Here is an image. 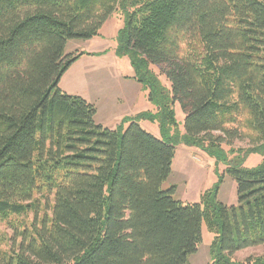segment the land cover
I'll return each mask as SVG.
<instances>
[{
  "label": "trees",
  "instance_id": "1",
  "mask_svg": "<svg viewBox=\"0 0 264 264\" xmlns=\"http://www.w3.org/2000/svg\"><path fill=\"white\" fill-rule=\"evenodd\" d=\"M119 9L113 51L137 70L159 66L185 113L182 139L144 130L148 110L123 131L104 126L92 103L58 86L84 54H66L67 42L99 36ZM161 101L171 125L170 101ZM226 137L264 151V0H0V218L34 213L13 228L18 242L0 245V264H190L202 223L214 234V264H264V255L231 258L264 245V159L225 169L239 216L218 199L224 174L199 202L162 189L174 143L215 156ZM35 194L50 216L37 217Z\"/></svg>",
  "mask_w": 264,
  "mask_h": 264
},
{
  "label": "rangeland",
  "instance_id": "2",
  "mask_svg": "<svg viewBox=\"0 0 264 264\" xmlns=\"http://www.w3.org/2000/svg\"><path fill=\"white\" fill-rule=\"evenodd\" d=\"M125 25V14L120 9L115 11L101 26L100 35L90 39H72L67 42L65 53L77 51H99L98 55L82 54L63 73L59 87L69 93L79 94L92 102L97 113L94 120L101 121L110 128L125 130L133 115L142 111H150L151 116L138 120L139 125L146 131L160 139L181 138L184 134L185 113L178 102L171 101L170 82L157 64H145L139 70L130 64L126 56H118L113 51L116 37ZM121 73L120 78L117 77ZM124 76V77H123ZM136 78L145 79V85L136 81ZM158 88L157 97L150 99L152 88ZM174 115V123L163 126L161 104L168 101ZM162 130V131H161ZM215 135L220 134L215 132ZM180 139V140H181ZM171 172L162 183V189L175 185L174 198L182 202H199L202 193L213 190L224 174L218 191V199L228 206H235L239 216L236 184L226 173L228 165L242 164L246 167H256L264 159V151L244 152L254 146L247 138H224L220 145L218 155L212 156L202 147L177 142ZM241 150V151H239ZM52 194L49 203H52ZM39 202L37 217L44 212L50 216L51 209L45 208L44 198L41 194L34 195ZM34 219V213L29 211L23 216H9L0 218V245L4 249L20 237L13 228L29 225ZM201 240L197 251L190 255V264H214L210 255V245L214 234L210 232L205 223L200 230ZM264 255V245H254L235 251L232 260H245Z\"/></svg>",
  "mask_w": 264,
  "mask_h": 264
},
{
  "label": "crops",
  "instance_id": "3",
  "mask_svg": "<svg viewBox=\"0 0 264 264\" xmlns=\"http://www.w3.org/2000/svg\"><path fill=\"white\" fill-rule=\"evenodd\" d=\"M67 45V44H66ZM77 52H84V53H86L87 55H98L100 52L99 51H77ZM81 57H83V56H81ZM80 58V57H79ZM78 58V59H79ZM71 66V65H70ZM117 77L118 78H120V77H122L121 76V73L120 74H118L117 75ZM124 77V76H123ZM60 80H61V78H60ZM60 80H59V82H60ZM58 86H59V83H58ZM60 88V87H59ZM61 89V88H60ZM62 90V89H61ZM62 91H64V90H62ZM64 92H66V91H64ZM66 93H68V94H73V95H79V94H74V93H69V92H66ZM79 96H81V97H83L84 98V96H82V95H79ZM86 98V97H85ZM84 98V99H85ZM87 101H88V99H86ZM88 102H90V101H88ZM90 103H92V102H90ZM96 113H97V111H96ZM131 115H135V113L134 114H132V113H130ZM95 122H97V123H100V124H102V125H104L105 126V124L103 123V122H101V121H96L95 120ZM223 202V201H222Z\"/></svg>",
  "mask_w": 264,
  "mask_h": 264
}]
</instances>
